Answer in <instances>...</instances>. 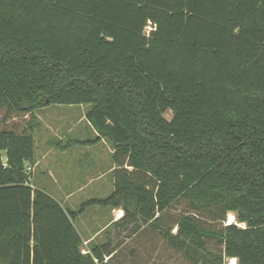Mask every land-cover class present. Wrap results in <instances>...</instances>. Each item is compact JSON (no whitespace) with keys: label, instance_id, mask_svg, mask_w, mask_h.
<instances>
[{"label":"trees","instance_id":"16d2710c","mask_svg":"<svg viewBox=\"0 0 264 264\" xmlns=\"http://www.w3.org/2000/svg\"><path fill=\"white\" fill-rule=\"evenodd\" d=\"M57 104L89 105L112 148L113 190L87 204L194 264H264V0H0V108L32 114L0 129V264L108 250L83 253L75 211L28 181L34 111Z\"/></svg>","mask_w":264,"mask_h":264},{"label":"rangeland","instance_id":"374dc122","mask_svg":"<svg viewBox=\"0 0 264 264\" xmlns=\"http://www.w3.org/2000/svg\"><path fill=\"white\" fill-rule=\"evenodd\" d=\"M88 109L89 105L86 104H57L34 111L38 125L33 129L34 161L25 163L31 167L26 171L28 181L34 188L45 190L50 189L51 184L56 185L57 188L65 186L68 196L56 195V197L69 210H77L79 206H86L85 208L89 210L96 209L95 205L88 207L85 201L92 197L107 196L110 192V153L112 148L110 143L103 138L95 140L97 133L85 117ZM6 111L5 106L0 108V129L21 131L30 124L32 114L14 111L7 114ZM164 116L170 119L171 111H166ZM92 140L95 141L89 143L92 145L89 150L92 153H97V156H93L92 153L87 156L81 155L80 145L77 144ZM61 145L64 149H60L61 147L51 148V146ZM63 150H67V155L63 156L61 160L57 159L56 152H63ZM59 163L62 164L59 165ZM48 168L52 169L53 174H50ZM175 208L178 209L179 206ZM231 214L233 222H236V215L233 212L227 213L226 221ZM138 238H141V243L148 244L149 252L147 255L143 254L140 248V251L133 256V260L125 261L123 259V264L128 262L131 264H194L181 252L174 250L170 244H164L157 236L141 234ZM208 246L214 245L211 242ZM84 250L87 251L86 247ZM132 261L136 262L132 263ZM229 263L228 260L226 264Z\"/></svg>","mask_w":264,"mask_h":264},{"label":"crops","instance_id":"0c3cea01","mask_svg":"<svg viewBox=\"0 0 264 264\" xmlns=\"http://www.w3.org/2000/svg\"><path fill=\"white\" fill-rule=\"evenodd\" d=\"M90 142H84V143H78L77 145H80L79 152H81V155L87 156L89 153H92L89 150V147H92V145H89ZM55 147H61L63 146H51V148ZM65 147V146H64ZM62 151V150H61ZM112 152V149H111ZM56 158L61 160L63 156L67 155V150H63V152L57 151L56 152ZM93 156H97V153L93 152ZM80 158V157H79ZM94 158V157H93ZM97 158V157H96ZM111 158V153H110ZM62 163H59V165ZM93 166V165H92ZM115 168L114 163L111 161V180H110V192L113 190V174L112 171ZM48 171L50 174L52 173V169L48 168ZM55 177V176H54ZM56 182V181H55ZM58 185V184H57ZM55 199H57L61 205L68 209V207H65L64 204L56 197V195H59L61 197H67V191H65L64 187H58L54 184L50 185V189L47 190ZM108 194V195H109ZM107 195V196H108ZM106 197V196H104ZM102 196L98 197H92V198H104ZM89 198V199H92ZM88 199V200H89ZM65 201V199L63 198ZM87 201V200H86ZM85 201V202H86ZM89 206L97 207L88 209L83 207L81 211L78 209H72L75 211L73 224L76 228V230L79 232L82 244L84 246H81V249L83 253L89 252L93 247L95 246H102L103 244H109L108 250L102 251L103 255V261L98 264H123V259L125 261L133 260V256L135 253L139 252L140 248L143 254L149 252V246L148 244L141 243V238L138 237L141 234L146 235H152L157 236L159 240L163 241L164 244H170L165 237L160 234V232L154 228H152L149 224L141 225L138 227V229L134 232H131L129 228H131L135 222H131L127 225L124 223H120V218L123 215L124 211L121 207H109V206H102L99 204H87ZM88 209V210H87ZM88 213V214H87ZM177 227H173L172 232H176ZM138 238V239H137ZM170 246L177 250L175 247H173L171 244ZM84 247H86L87 251L84 250ZM178 251V250H177ZM174 252V251H173ZM180 252V251H179ZM121 255V256H120ZM184 256V255H183ZM186 258V257H185ZM136 261H132L134 263ZM131 264V263H127Z\"/></svg>","mask_w":264,"mask_h":264},{"label":"bare ground","instance_id":"6f19581e","mask_svg":"<svg viewBox=\"0 0 264 264\" xmlns=\"http://www.w3.org/2000/svg\"><path fill=\"white\" fill-rule=\"evenodd\" d=\"M229 221V223L233 222V217L232 214L230 215L229 219H227V222ZM242 225V223H240Z\"/></svg>","mask_w":264,"mask_h":264},{"label":"built area","instance_id":"2783aa9c","mask_svg":"<svg viewBox=\"0 0 264 264\" xmlns=\"http://www.w3.org/2000/svg\"><path fill=\"white\" fill-rule=\"evenodd\" d=\"M4 165H5V163H4ZM27 169H31V167L28 164L25 165V171H27Z\"/></svg>","mask_w":264,"mask_h":264}]
</instances>
